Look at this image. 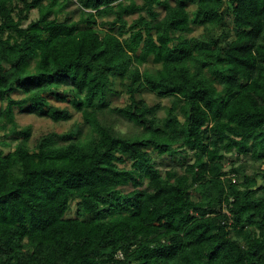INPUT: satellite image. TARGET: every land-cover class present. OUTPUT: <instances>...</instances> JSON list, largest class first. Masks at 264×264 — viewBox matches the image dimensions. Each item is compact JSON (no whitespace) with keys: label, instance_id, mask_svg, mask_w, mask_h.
I'll list each match as a JSON object with an SVG mask.
<instances>
[{"label":"trees","instance_id":"trees-1","mask_svg":"<svg viewBox=\"0 0 264 264\" xmlns=\"http://www.w3.org/2000/svg\"><path fill=\"white\" fill-rule=\"evenodd\" d=\"M0 133V264H264V0H0Z\"/></svg>","mask_w":264,"mask_h":264},{"label":"rangeland","instance_id":"rangeland-1","mask_svg":"<svg viewBox=\"0 0 264 264\" xmlns=\"http://www.w3.org/2000/svg\"><path fill=\"white\" fill-rule=\"evenodd\" d=\"M74 6H72L71 8H69V11H74ZM37 17L36 11H33L30 15V19L34 20ZM73 19L76 20L77 16H73ZM210 27H195L193 32L189 35V38L191 37V39L194 41L192 42L193 44L195 42L204 40L206 37H208L210 35ZM224 33V35L226 37H232L233 33H232V27L229 25H223L218 29V33ZM141 98L144 99L149 105H153L155 104L157 101L156 99L150 95V94H142ZM124 103H126L124 96L121 98H116L113 102V105L115 106H122L124 105ZM160 104L162 106H165L167 104V100L163 99ZM58 106L61 107H65V105H61L58 104ZM163 113L161 112L159 114L160 117H162ZM16 121H17V125L19 128H25V127H31V138H30V142L29 145L33 146V144L35 143V140L38 139L40 136L45 135L47 132H51V131H55L58 133H62V132H66L68 130L71 129V127H73L74 125H76V123H80L81 119L79 118V114L74 113L73 114V119L67 123H53L51 120L49 119H45V118H37L33 115H28V114H24V113H19L16 111ZM118 128L120 130H122L123 133H129L131 132V128H129V126L120 123L118 124ZM132 132H134L132 130ZM0 140L3 141L5 140L2 137V133H0ZM5 143H8V140H5ZM16 143L11 144L10 149L7 150V152L9 150H12L14 145ZM155 160L157 162L160 163V161L158 160V158L154 157ZM236 156L235 155H227L225 164H224V170H229L230 167L232 166V163H235ZM240 160V159H239ZM250 163L251 161L249 159H242L239 162H236V167L241 165L242 167H244V169L247 171H250ZM178 164L177 158H165L164 162H161V170H166L169 169L172 166H175ZM130 188H124V191H129ZM68 217H74V204H72V208L70 210V212L68 213Z\"/></svg>","mask_w":264,"mask_h":264}]
</instances>
